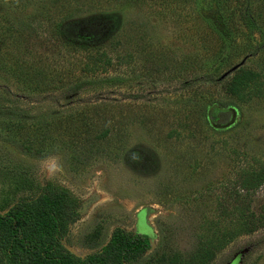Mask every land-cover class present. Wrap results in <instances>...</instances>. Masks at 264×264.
Wrapping results in <instances>:
<instances>
[{
	"label": "rangeland",
	"instance_id": "rangeland-1",
	"mask_svg": "<svg viewBox=\"0 0 264 264\" xmlns=\"http://www.w3.org/2000/svg\"><path fill=\"white\" fill-rule=\"evenodd\" d=\"M245 5L261 32L244 25ZM92 23L94 44L61 34L92 36ZM239 68L264 86V0H0V213L61 189L69 254L100 251L116 228L141 233L140 220L153 235L133 264L187 254L230 207L240 168L264 165V96L226 91ZM255 192L258 210L264 183ZM234 260L264 264V228L212 264ZM0 264L15 262L0 250Z\"/></svg>",
	"mask_w": 264,
	"mask_h": 264
},
{
	"label": "trees",
	"instance_id": "trees-1",
	"mask_svg": "<svg viewBox=\"0 0 264 264\" xmlns=\"http://www.w3.org/2000/svg\"><path fill=\"white\" fill-rule=\"evenodd\" d=\"M244 7V25L250 31L261 32L259 17H254L247 5ZM90 27L88 30L94 31L92 36L73 24L63 26L61 34L64 39L81 46L91 45L94 44L92 39L98 37L100 25L92 23ZM259 75L258 72L239 68L227 83L226 91L241 102L262 97L264 86L257 79ZM24 148L28 151L31 146ZM231 183L232 186L238 185L239 189L234 188L222 196L223 201L231 202L230 207L223 206L225 210L220 212L217 221L206 222L192 250L187 254L169 250L155 252L140 264H212L218 252L234 239L264 228V199L258 210L252 208L255 191L264 183V165L241 167ZM72 206L66 191L51 187H46L34 199L13 205L6 213H0V250L5 251L15 264H133L150 247L148 235L126 233L116 228L100 251L84 259L69 254L59 239L65 231L63 221L69 219ZM72 213L75 211L72 210ZM223 220L222 226L220 223Z\"/></svg>",
	"mask_w": 264,
	"mask_h": 264
},
{
	"label": "bare ground",
	"instance_id": "bare-ground-1",
	"mask_svg": "<svg viewBox=\"0 0 264 264\" xmlns=\"http://www.w3.org/2000/svg\"><path fill=\"white\" fill-rule=\"evenodd\" d=\"M145 222H146V221H145ZM137 228H139V230H140L141 232H145V233H147L148 236L153 235L152 227H151V226H147V225L144 226L142 220L139 221V223H138V225H137ZM235 262H236V261L234 260V261H233L232 263H230V264H235Z\"/></svg>",
	"mask_w": 264,
	"mask_h": 264
},
{
	"label": "water",
	"instance_id": "water-1",
	"mask_svg": "<svg viewBox=\"0 0 264 264\" xmlns=\"http://www.w3.org/2000/svg\"><path fill=\"white\" fill-rule=\"evenodd\" d=\"M243 63V61L240 63V64H237L235 66H233L232 68H230L228 71H226L225 73H223L220 78H223L224 76H226L228 73H230L231 71H233L234 69L238 68L241 64ZM142 234H146L148 235L147 233L145 232H141Z\"/></svg>",
	"mask_w": 264,
	"mask_h": 264
}]
</instances>
